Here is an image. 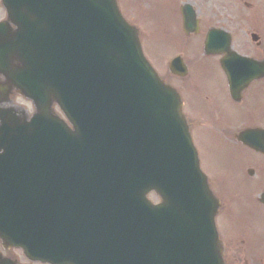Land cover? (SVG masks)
<instances>
[{
  "label": "water",
  "instance_id": "1",
  "mask_svg": "<svg viewBox=\"0 0 264 264\" xmlns=\"http://www.w3.org/2000/svg\"><path fill=\"white\" fill-rule=\"evenodd\" d=\"M13 1L2 0L8 16L6 26L0 23V104L14 88L35 110L28 118L0 107L3 247L53 261L59 181H107L124 190L119 203L133 228L94 232L100 242L116 239L117 262L105 263L96 249L101 254L92 264H224L214 223L218 201L199 168L179 95L144 57L138 30L116 0ZM181 12L188 32L194 13L189 5ZM216 34H207V53L217 52ZM79 131L86 150L70 143ZM151 190L161 204L146 198ZM0 264L14 262L0 256Z\"/></svg>",
  "mask_w": 264,
  "mask_h": 264
},
{
  "label": "rangeland",
  "instance_id": "2",
  "mask_svg": "<svg viewBox=\"0 0 264 264\" xmlns=\"http://www.w3.org/2000/svg\"><path fill=\"white\" fill-rule=\"evenodd\" d=\"M243 1L256 3L258 8L256 18L263 19L264 24V0ZM118 2L124 17L140 29L145 57L167 81L176 84L180 82L178 81L181 80L180 78H172L168 74L167 63L172 56L185 53L184 59L187 64L191 63L188 61H197L190 64L191 87L186 88V93L188 91L189 95L191 91L206 90L215 100H223L226 86L222 74L214 62L201 60L198 64L199 60H195L199 57L200 39L193 35H191L192 38H186L183 35L178 5L190 3L194 6L198 17L202 20V29L199 33L201 36L206 28L215 24L214 14H219L226 19L230 17L232 23L225 24V29L231 28L239 37H246V35L248 37L247 31L251 29V26L237 19L236 12L233 13L230 10V5L239 3L238 0H118ZM254 9H246L247 12H244L246 15L243 17H247ZM174 87L180 95H185L182 82L181 87L175 85ZM7 105L12 106L17 112L23 110L26 114L32 110L31 103L17 95L12 96L11 103ZM56 112L59 113L58 110ZM235 124L234 119L225 114L218 122L216 133L206 132L209 136L194 133L192 140L198 154L200 169L208 177L211 190L218 198H221L222 202L227 203V205L224 204V208L227 207V214L222 213L221 219L218 218L216 222L218 231L225 238L230 236L237 238V235H242L244 259L249 263L260 264L264 258V208L249 198V191L253 187L243 176L246 174L245 167H241L237 160V149L225 136L228 129L234 128ZM238 151L242 153V156H246L244 150ZM263 187L264 181H261L260 185L253 190L257 191ZM148 198L153 202L158 201V197L153 193H150ZM222 215H224L223 219ZM240 228L243 229L240 230ZM12 251L19 257L16 251ZM229 264L232 263L229 262Z\"/></svg>",
  "mask_w": 264,
  "mask_h": 264
},
{
  "label": "flooded vegetation",
  "instance_id": "3",
  "mask_svg": "<svg viewBox=\"0 0 264 264\" xmlns=\"http://www.w3.org/2000/svg\"><path fill=\"white\" fill-rule=\"evenodd\" d=\"M241 1V0H240ZM256 5L251 4H232L230 5L231 12H236L237 19L242 22L247 23L251 26V29L248 34H256L255 41L248 40L251 39L249 36L239 37L234 34V30L231 28L225 29L224 25H231L230 17L224 18L219 16V14H214L215 24L213 27L225 29L229 33L230 37V47L234 52L249 57L252 60H255L258 64H262L264 61V24L263 19L258 20L256 15H258V10H254L247 17H243L244 8L250 9L254 8ZM5 17V10L1 6L0 0V21ZM198 32H201L202 29V20L198 17ZM193 35L199 37L201 41V46L199 49L198 59L195 60H210L218 67L219 71L222 74V77L225 82L226 90L224 93V98L222 101L215 100L211 94L206 90H201L198 92H193L188 95L186 93V88L191 87L190 79L192 76L191 63H196L192 61L190 64L185 62V73L180 77L181 80L177 83L178 87L182 86L184 89V96L181 95L182 100V110L183 114L189 124L191 135L194 133H199L202 136H209L206 132H214L218 130V122L221 121V117L225 114H228L231 118L234 119L235 127L228 129V132L225 136L237 149L236 157L240 162L241 167H245L246 174H243L244 178L249 181V184L253 188H256L260 185L261 181H264V76L247 80V83L241 85L245 80L247 75H263L262 66L259 65L253 66L252 63L243 61L240 59H226L224 54L216 55H206L203 53V41L204 36ZM187 38H192L191 35ZM227 38V37H226ZM219 41H223V37H218ZM223 63L231 66L232 72L234 73L235 81L239 83L237 85V90L231 92L226 82V77L223 71ZM199 66V65H198ZM176 76L172 75V78ZM1 79V76H0ZM187 83V84H186ZM233 115V116H232ZM193 139V137H192ZM238 150H244L246 156H242ZM241 170V169H240ZM253 188L249 191V198L251 201L258 203L261 207L264 208V205L261 203V194L264 193V187L254 191ZM220 201V214H227V207L224 208V202ZM227 205V203L225 204ZM222 215V218L224 217ZM241 226V225H240ZM243 228H240L242 230ZM224 242V257L226 263L231 262L232 264H253L249 263L244 259V253L242 252V246L244 239L242 235L230 236L225 238L223 236ZM241 242V243H240ZM9 249L4 252L5 256L14 257L13 251ZM25 262V261H24ZM39 264V263H33ZM260 264H264V259L260 261Z\"/></svg>",
  "mask_w": 264,
  "mask_h": 264
}]
</instances>
